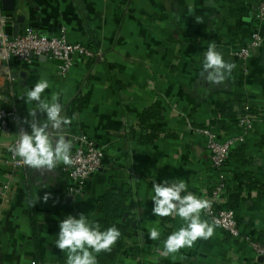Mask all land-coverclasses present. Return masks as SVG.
I'll return each mask as SVG.
<instances>
[{"label":"crops","instance_id":"1","mask_svg":"<svg viewBox=\"0 0 264 264\" xmlns=\"http://www.w3.org/2000/svg\"><path fill=\"white\" fill-rule=\"evenodd\" d=\"M0 11L11 17L9 36L31 27L93 53L73 55L64 75L59 61L42 56L11 65L14 82L0 79L6 107L29 130L24 121L32 120L35 102L24 93L46 79L42 98L59 94L62 114L72 121L66 133L72 149L84 134L104 152L102 168L70 196L67 165L13 169L10 136L0 131V189L8 183L0 190V264H65L66 250L54 245L58 222L80 213L121 232L109 251L96 254L97 264H262L243 240L264 245V21L256 18L255 0H0ZM252 32L262 42L240 59L235 52ZM209 44L234 65L222 83L200 75ZM226 110L256 116L243 129L219 114ZM36 119L43 116L37 112ZM196 128H210L220 140L243 137L220 171L210 165L206 137ZM165 179L185 181L201 199L225 182L243 239L216 226L209 239L163 254L162 241L183 225L179 217L151 214V186ZM153 226L161 232L156 241L148 237Z\"/></svg>","mask_w":264,"mask_h":264},{"label":"clouds","instance_id":"2","mask_svg":"<svg viewBox=\"0 0 264 264\" xmlns=\"http://www.w3.org/2000/svg\"><path fill=\"white\" fill-rule=\"evenodd\" d=\"M233 67V64L224 60L214 44H209L203 54L200 75L205 82L222 83ZM49 87L48 80L38 79L24 93L26 102H35L34 110L28 114L32 120L24 121L29 130L21 128L16 143L10 149L29 169L52 171L59 164L73 163L72 141L66 135L72 121L62 114L63 105L59 101V94L54 93L48 99L42 98ZM37 112L43 119H36ZM149 198L154 217L173 216L183 221L181 227L162 241L163 254L191 248L198 239L207 240L213 236L216 225L201 219L202 210L210 206L209 201L190 192L185 181L165 179L159 183L153 182ZM44 199L46 201L48 196ZM58 229L54 245L61 252L66 250L65 264H97L96 254L109 251L121 236L116 226L101 229L84 213L78 216L65 215L59 220ZM148 237L153 241L159 240V228L151 227Z\"/></svg>","mask_w":264,"mask_h":264},{"label":"built area","instance_id":"3","mask_svg":"<svg viewBox=\"0 0 264 264\" xmlns=\"http://www.w3.org/2000/svg\"><path fill=\"white\" fill-rule=\"evenodd\" d=\"M257 3L256 18L264 21V0H255ZM11 22V17L0 11V79L4 78L8 85H11L15 77L10 70L11 65L30 63L31 57H45L50 60L59 61L58 70L64 75L72 65L73 55L91 57L93 53L88 48L75 43L67 42L64 35L47 36L40 34L33 28H27L23 33L9 36L7 25ZM262 42V36L258 32H252L248 40L240 47L235 55L240 59H246L250 50L258 47ZM256 116V115H255ZM254 115L243 114L238 116V124L243 129H248ZM26 130L19 122L17 111L14 108H7L5 105V95L0 88V131L10 136V143L7 148L8 163L15 170L20 168L23 163L16 157L10 149L16 143L20 129ZM194 131L205 135V148L210 165L220 171L229 159L231 148L243 137L240 135L232 136L225 140H220L217 134L210 128H196ZM73 163L66 166L71 184L67 194L75 196L79 194L92 174L99 171L103 165L104 152L97 147L96 143L84 134L77 138V144L73 147ZM225 182H218L208 196L204 199L209 201V207L202 210L201 214L214 225L221 228L231 238H241L239 226L232 208L227 206V199L224 198ZM8 183L3 184L2 189L6 191ZM1 221V215H0ZM247 241L253 248L255 257L262 258L264 264V245L248 237ZM30 264H41L31 261Z\"/></svg>","mask_w":264,"mask_h":264},{"label":"trees","instance_id":"4","mask_svg":"<svg viewBox=\"0 0 264 264\" xmlns=\"http://www.w3.org/2000/svg\"><path fill=\"white\" fill-rule=\"evenodd\" d=\"M150 111H151V109H150ZM150 111H147V112H144V113H142V115L141 116H139V120H140V122L141 123H143V121H146L147 119H148V117L151 115V113H152V111L150 112ZM230 111H222V112H220L219 114L220 115H222L224 118H232L233 120H235L236 122H238V116L239 115H243V114H249V115H255L254 113H252V112H248V110L247 111H243V110H241V112H239L238 114L239 115H235V117H233V116H230L231 114L229 113ZM103 201V200H102ZM230 201L231 200H229L228 199V201H227V206H230ZM107 212H109L105 207H103Z\"/></svg>","mask_w":264,"mask_h":264}]
</instances>
